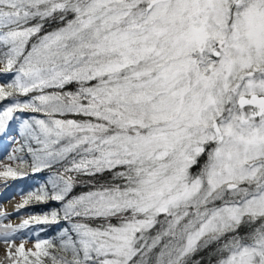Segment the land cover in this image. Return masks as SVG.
Wrapping results in <instances>:
<instances>
[{"label":"snow or ice","instance_id":"obj_1","mask_svg":"<svg viewBox=\"0 0 264 264\" xmlns=\"http://www.w3.org/2000/svg\"><path fill=\"white\" fill-rule=\"evenodd\" d=\"M0 76L11 264H264V0H0Z\"/></svg>","mask_w":264,"mask_h":264},{"label":"rangeland","instance_id":"obj_2","mask_svg":"<svg viewBox=\"0 0 264 264\" xmlns=\"http://www.w3.org/2000/svg\"><path fill=\"white\" fill-rule=\"evenodd\" d=\"M1 82V81H0ZM6 147L10 146V141L6 140L5 144ZM5 148L0 147V160H3L4 157L6 156L8 149L6 151H4ZM38 179V178H37ZM30 188V187H29ZM28 187H18V184L16 181H10L9 182V187L5 188L3 182H0V204L2 205H8V206H12V208H14L11 211L6 210L5 208L0 209V211H4L7 213H10V217L11 220L13 222H11L14 226L18 225L22 222L23 219L27 218V213H36L33 210L34 207L30 206L28 208L22 209L21 212H23L25 215H20L19 213H17L16 209L17 206L22 203V193L26 192L28 189ZM20 243V240H16L15 245H9V244H4V248L3 250H1V254L4 255L7 251L9 252L8 254V263L7 264H11V258H10V252L15 250V247L18 246ZM26 248H31L32 244L31 242L27 243ZM0 254V255H1ZM1 255V257H2Z\"/></svg>","mask_w":264,"mask_h":264},{"label":"trees","instance_id":"obj_3","mask_svg":"<svg viewBox=\"0 0 264 264\" xmlns=\"http://www.w3.org/2000/svg\"><path fill=\"white\" fill-rule=\"evenodd\" d=\"M7 77L5 76H0V81H4L6 80ZM7 139L0 137V147L5 148L4 151L7 150V148H10V146H5V142ZM9 150V149H8ZM47 176L46 172H42V173H38L35 175H29L27 178L23 179V180H18L16 181L18 184V187H32L36 184H39L40 182H42L44 180V178ZM38 178V179H37ZM77 191H80V189H77ZM35 210H33L36 213L42 212V211H47L50 208L53 207H57V205H55L54 203H49V204H41V205H34L33 206ZM57 228L58 226H51L48 228V230L46 232H43L41 235L45 238H50L56 235L57 232ZM201 256H204L205 259L202 261V264H207V254L206 253H201L197 256L194 257V259H200Z\"/></svg>","mask_w":264,"mask_h":264},{"label":"bare ground","instance_id":"obj_4","mask_svg":"<svg viewBox=\"0 0 264 264\" xmlns=\"http://www.w3.org/2000/svg\"><path fill=\"white\" fill-rule=\"evenodd\" d=\"M1 199V198H0ZM3 208H5L6 210H8V211H11V210H13L14 208H12V206H8V205H2V204H0V209H3ZM8 214H10V213H8ZM5 222H7V221H5ZM11 222H13L12 220H11ZM4 242L3 241H0V254H1V250H3V248H4ZM3 253V252H2ZM8 254H9V252L7 251L4 255H2V257H1V255H0V264H7L8 263Z\"/></svg>","mask_w":264,"mask_h":264}]
</instances>
